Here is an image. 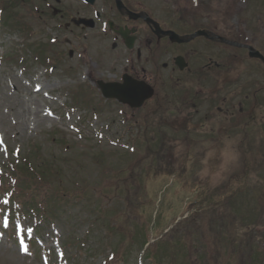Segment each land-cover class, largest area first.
I'll return each instance as SVG.
<instances>
[{"label": "rangeland", "instance_id": "rangeland-1", "mask_svg": "<svg viewBox=\"0 0 264 264\" xmlns=\"http://www.w3.org/2000/svg\"><path fill=\"white\" fill-rule=\"evenodd\" d=\"M263 3L149 0L147 5L156 16L177 19L189 30L209 28L222 36H243L242 43L264 55ZM58 11H68V15L60 18ZM81 14L82 4L76 0H59L58 4L55 0H0L1 171L12 173V167L24 158L31 164L46 160L62 173L60 185L51 181V187L65 186L71 193L40 224L23 217L17 206L0 211V264H105L112 249L110 264H150L141 245L143 236H160L173 220L187 215L195 196L192 185L207 184L212 189L228 183L233 175L240 178L246 168L249 173L238 184L243 183L244 189L230 200V209L217 208L214 216L230 213L237 221L242 216L244 226L251 224L258 204L264 201V67L242 50L214 47L204 51L212 60L225 63V57H233L239 64H228L199 84L192 82L191 75H173L180 80L179 87L172 89L164 81L158 92L166 110L154 111L151 103L146 110L130 112L103 100L95 87L96 81L113 80L121 48L113 51L111 41L95 40L91 34L82 40V30L64 27L69 17ZM196 54L189 61L192 68L204 63L202 51L196 49ZM189 84L195 86L190 103L179 109L175 106L179 89ZM238 103L246 116L240 124H214L216 116L211 113L219 107L229 112ZM146 137L153 152L165 142L167 159L189 156L181 183L160 171L166 163L156 167L152 153L146 152ZM247 157L249 167L243 160ZM133 169H149V176L132 184L134 190L119 199L110 182L99 178L104 170L110 173L108 177L118 173L127 178ZM7 184L0 182V200H10L4 189L12 183ZM238 185L232 183L223 195L234 193ZM94 188L99 189V196L92 194ZM156 213L161 225L152 233ZM114 215L127 220L128 229L118 230L124 235L109 231L111 223L91 224L96 216L105 223ZM244 229L237 227L240 236ZM259 233L264 229L251 228L249 239ZM249 239V245L243 244L250 247L243 251L244 257L264 256V239L253 238L252 243ZM233 261L242 264L239 257Z\"/></svg>", "mask_w": 264, "mask_h": 264}, {"label": "trees", "instance_id": "trees-1", "mask_svg": "<svg viewBox=\"0 0 264 264\" xmlns=\"http://www.w3.org/2000/svg\"><path fill=\"white\" fill-rule=\"evenodd\" d=\"M264 5V3L262 4ZM154 111L159 109L154 108ZM151 111V110H150ZM148 145L146 147V152L152 153V159L156 162L158 169L162 168V165L167 164V167L162 171L166 176H173L176 179L177 183H181L182 173L186 171L185 167L188 163L189 156L185 155L181 159H168L164 154L165 142L162 141L160 145H157V151L153 152ZM252 151V149L250 148ZM38 151V150H37ZM35 151L32 154L37 153ZM168 151H172L169 148ZM167 151V152H168ZM163 152V153H162ZM30 153V152H29ZM30 153V154H31ZM39 156V154H36ZM250 157V156H249ZM251 158V157H250ZM247 167H249V158H243ZM138 163V162H137ZM172 163V164H171ZM155 167V168H156ZM12 173H5L1 178L2 186L8 185L7 183H12L11 186H8V189H4L5 194L10 193L9 205L10 207L19 206L21 213L29 216H33L39 222L43 221L42 217H48L56 210L59 203L64 202L68 194L66 192L65 186H59L62 182L59 177L62 176L61 172H58L50 166L48 161L39 160L36 164H31L29 160L25 159L19 164V166L12 167ZM245 172L242 173L240 178L237 175H233L228 183L219 185L215 188L208 189L207 184L201 186H193L194 198L189 203V207L186 210L187 216L175 223H170L167 225L166 233H162L160 236L155 238H147L143 236L141 245L145 249L146 260L150 264H159L161 261L164 263L167 259L168 264H235L233 259L239 257L242 261V264H264V256L254 255L255 257L247 258L244 257L243 251L250 248L243 246V244H248L249 230L256 229L261 227L264 229V201L258 204V211L251 220V224L244 226L243 218L239 217L238 221L234 215L230 213H224L221 216H214L215 210L221 209V211H226V208H231L230 200L233 199L237 194H240L242 188L244 189L243 183L239 184V181L244 182L243 177L247 176L249 171L246 168ZM109 172L102 171L99 174L101 176V181L104 183L111 184V188L115 193L118 194V198L127 196L128 192L130 193L132 189L134 190L133 185L139 183V180L149 176V169L135 172L128 171L127 178L121 177L118 173L115 176L108 177ZM245 175V176H244ZM238 177V178H237ZM242 177V178H241ZM51 181H58L59 185L56 188L51 187ZM232 183L237 184V191H233L228 196H224L223 192L230 186ZM120 184L121 188H117V185ZM133 184V185H132ZM1 186V187H2ZM10 187V188H9ZM64 187V188H63ZM191 190V192L193 193ZM92 194L98 195L99 189H92ZM80 196L78 199L83 197ZM74 194L77 196L76 192ZM116 194V195H117ZM99 196V195H98ZM59 209V207H58ZM99 210V211H97ZM96 212L100 213L101 210L97 209ZM94 217L95 222L91 224L100 222L101 225H110L112 224L109 231L115 232L119 235H124L119 233L118 230L125 231L128 229L127 220H123L122 216L114 215V219L111 221H106L105 223ZM158 214L156 213L154 219H156ZM159 218L154 221L150 231L153 233L161 225ZM245 228L244 234L239 235L237 227ZM171 227V228H170ZM129 234V230L127 232ZM160 237V238H159ZM253 238L264 239V233H259L256 236H252L249 239V242H253ZM151 240H154L153 243H150ZM67 244V243H66ZM249 245V244H248ZM253 249V248H251ZM249 250L251 252L252 250ZM256 249V248H255ZM113 251V249H112ZM110 251V257L107 256L105 264H110L114 258L113 252ZM116 252V251H115ZM236 255V256H234ZM234 256V257H233ZM228 260H227V258ZM231 259V260H230Z\"/></svg>", "mask_w": 264, "mask_h": 264}, {"label": "flooded vegetation", "instance_id": "flooded-vegetation-1", "mask_svg": "<svg viewBox=\"0 0 264 264\" xmlns=\"http://www.w3.org/2000/svg\"><path fill=\"white\" fill-rule=\"evenodd\" d=\"M58 4L59 0H55ZM82 4V14L78 17H69V22L64 24L65 28L71 26L73 29L82 30V40L91 34L95 40L111 41V50L121 48L115 62L113 80L105 81L111 83H122L123 80L140 85L148 86L153 91V98L144 103L143 108L153 99L164 97L158 92L165 83H171V88L179 87V79L173 75L186 74L192 76V82L199 84L207 77L213 78L215 73L221 72L222 62H216L211 56L204 53L209 49L217 47V40H207L199 37L187 43L171 41L166 32H173L178 37L189 34L185 26L177 19L169 20L166 15L156 16L154 11L147 5L149 0H76ZM61 18L67 16L68 11H58ZM64 15V16H63ZM75 19H82V26H76ZM176 40V39H174ZM219 47V46H218ZM220 48V47H219ZM196 49H200V57L203 64L194 68L190 65L191 56L197 58ZM226 61L229 58L225 57ZM223 61V60H222ZM167 77L169 80H166ZM175 82V85L173 84ZM189 88L181 87L179 96L188 95L193 92L195 86ZM181 103L176 102L179 108ZM180 109V108H179ZM235 111L243 112L238 103L232 106L230 111H222L219 107L212 117L216 116L215 124L228 123L232 120ZM219 115V116H217ZM211 117V118H212Z\"/></svg>", "mask_w": 264, "mask_h": 264}, {"label": "water", "instance_id": "water-1", "mask_svg": "<svg viewBox=\"0 0 264 264\" xmlns=\"http://www.w3.org/2000/svg\"><path fill=\"white\" fill-rule=\"evenodd\" d=\"M78 24H82V20L78 21L77 22ZM206 36V34L204 32H198L196 34H194L193 36L189 37V38H193L194 36ZM169 36L171 38H176L175 35H173L172 33H169ZM172 41H176L178 43H182V42H185L187 41L186 38L184 39H176V40H172ZM248 55L249 57L251 58H256L258 60H260L263 64H264V57L259 54L257 51H255L254 49L248 47ZM97 86L98 88L100 89L101 91V94L104 98L106 99H116L117 101H119L121 104H125V105H128L130 106L131 108H139L141 107V105L143 104V102L147 99H149L151 96H152V91H144L142 93V96L141 97H138L137 99H131L130 98H125L123 96H120L118 93H117V89H114V85L112 84H103L102 82H98L97 83ZM130 95V93H128ZM135 94V93H133Z\"/></svg>", "mask_w": 264, "mask_h": 264}, {"label": "snow or ice", "instance_id": "snow-or-ice-1", "mask_svg": "<svg viewBox=\"0 0 264 264\" xmlns=\"http://www.w3.org/2000/svg\"><path fill=\"white\" fill-rule=\"evenodd\" d=\"M4 203H7V201H4Z\"/></svg>", "mask_w": 264, "mask_h": 264}]
</instances>
